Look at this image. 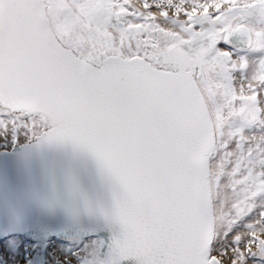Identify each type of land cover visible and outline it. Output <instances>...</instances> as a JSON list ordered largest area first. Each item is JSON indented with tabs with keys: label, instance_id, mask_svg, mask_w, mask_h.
<instances>
[{
	"label": "snow or ice",
	"instance_id": "obj_1",
	"mask_svg": "<svg viewBox=\"0 0 264 264\" xmlns=\"http://www.w3.org/2000/svg\"><path fill=\"white\" fill-rule=\"evenodd\" d=\"M0 264H264V0H0Z\"/></svg>",
	"mask_w": 264,
	"mask_h": 264
},
{
	"label": "water",
	"instance_id": "obj_2",
	"mask_svg": "<svg viewBox=\"0 0 264 264\" xmlns=\"http://www.w3.org/2000/svg\"><path fill=\"white\" fill-rule=\"evenodd\" d=\"M14 164L10 163L7 165V171L9 172V174L11 175L14 172Z\"/></svg>",
	"mask_w": 264,
	"mask_h": 264
},
{
	"label": "rangeland",
	"instance_id": "obj_3",
	"mask_svg": "<svg viewBox=\"0 0 264 264\" xmlns=\"http://www.w3.org/2000/svg\"><path fill=\"white\" fill-rule=\"evenodd\" d=\"M23 258V253L21 252V254H20V259H22Z\"/></svg>",
	"mask_w": 264,
	"mask_h": 264
},
{
	"label": "bare ground",
	"instance_id": "obj_4",
	"mask_svg": "<svg viewBox=\"0 0 264 264\" xmlns=\"http://www.w3.org/2000/svg\"><path fill=\"white\" fill-rule=\"evenodd\" d=\"M22 260V259H21Z\"/></svg>",
	"mask_w": 264,
	"mask_h": 264
}]
</instances>
